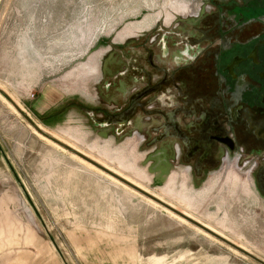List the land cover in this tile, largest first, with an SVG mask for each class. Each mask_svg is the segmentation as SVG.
Listing matches in <instances>:
<instances>
[{"label": "rangeland", "instance_id": "374dc122", "mask_svg": "<svg viewBox=\"0 0 264 264\" xmlns=\"http://www.w3.org/2000/svg\"><path fill=\"white\" fill-rule=\"evenodd\" d=\"M219 1L0 0V88L47 133L264 259V200L235 158L192 188L184 170L155 172L137 132L116 140L78 110L48 118L71 97L126 96L131 76L107 82L141 35L189 20L196 43ZM0 264L260 263L41 135L0 93Z\"/></svg>", "mask_w": 264, "mask_h": 264}, {"label": "flooded vegetation", "instance_id": "af4514ba", "mask_svg": "<svg viewBox=\"0 0 264 264\" xmlns=\"http://www.w3.org/2000/svg\"><path fill=\"white\" fill-rule=\"evenodd\" d=\"M213 9L196 43L189 20L143 33L134 62L128 51L123 69L109 74L114 90L119 76L133 78L123 80L126 96L71 97L49 120L78 110L109 122L116 140L137 132L139 147L159 152L155 172L184 170L192 188L235 158L264 200V0H224Z\"/></svg>", "mask_w": 264, "mask_h": 264}, {"label": "water", "instance_id": "95a60500", "mask_svg": "<svg viewBox=\"0 0 264 264\" xmlns=\"http://www.w3.org/2000/svg\"><path fill=\"white\" fill-rule=\"evenodd\" d=\"M0 93L3 94L6 99L15 106L16 110L26 119L29 121V123L32 125V127L40 134L45 135L47 138H49L50 140H52L54 143H56L57 145H60L61 147H63L64 149L68 150L69 152H71L72 154L74 153L75 155L79 156L80 158H82L84 161L90 162L91 164H93L95 167H97L98 169H100L102 172L104 171L105 173H107L108 175H111L113 178H115L117 181L119 180L121 183L125 184L127 187L136 190L137 192H139L141 195H143L144 197H146L147 199L152 200L154 203H157L159 206L171 211L172 213H174L177 216L182 217L183 219H185L187 222H189L191 225L198 227L200 230L206 232L207 234H210L211 236L215 237L216 239H218L219 241H221L224 244L229 245L230 247H232L233 249H235L236 251H238L239 253L241 252L242 254L246 255L247 257H249L250 259H253L254 261L256 260L258 263L260 264H264V259L261 258L260 256H258L257 254L252 253L251 251H249L248 249H246L245 247L236 244L235 242H233L231 239H229L228 237H226L225 235H222L220 233H218L217 231H214L213 229H211L210 227H207L203 222H201L200 220L196 219L195 217H190L188 216L185 212H183L182 210H178L175 206H173L171 203H168L166 200H162L159 197H157L155 194H153L151 191L142 188L141 186L137 185L134 182H131L129 179H127L125 176L120 175L119 173L117 174L116 172L112 171L110 168H108L105 165H102L101 163H99L98 161H95L94 159L90 158L89 156L87 157L85 154H83L81 151H79L77 148L75 147H71L68 144L64 143L63 141H61L60 139H56L55 137H53L52 135H50L49 133L45 132L43 129H41L31 118H29L28 116H26V114H24V112L22 111V109L18 106V104H16L13 99H11V97H9V95L6 93L5 90H2L0 88Z\"/></svg>", "mask_w": 264, "mask_h": 264}, {"label": "bare ground", "instance_id": "6f19581e", "mask_svg": "<svg viewBox=\"0 0 264 264\" xmlns=\"http://www.w3.org/2000/svg\"><path fill=\"white\" fill-rule=\"evenodd\" d=\"M2 90H4V89H2ZM10 97V96H9ZM12 99V98H11ZM14 101V100H13ZM16 104H17V102L16 101H14ZM18 106L20 107V105L18 104ZM21 108V107H20ZM40 127V126H39ZM41 128V127H40ZM41 129H43V128H41ZM44 130V129H43ZM45 131V130H44ZM46 132V131H45ZM50 134V133H49ZM42 135V134H41ZM50 135H52V134H50ZM53 137H55L54 135H52ZM56 139H60V138H57V137H55ZM61 140V139H60ZM61 141H63V140H61ZM64 143H66L65 141H63ZM66 144H68V143H66ZM69 145V144H68ZM69 146H71V145H69ZM72 147V146H71ZM73 147H75V146H73ZM76 148V147H75ZM78 149V148H77ZM79 151H81L80 149H78ZM82 152V151H81ZM83 154H85L84 152H82ZM86 155V154H85ZM87 157L89 156V155H86ZM90 158H92L91 156H89ZM92 159H94V158H92ZM95 160V159H94ZM95 161H97V160H95ZM99 162V161H98ZM100 163V162H99ZM102 164V163H101ZM102 165H105V164H102ZM106 166V165H105ZM108 167V166H107ZM109 168V167H108ZM111 169V168H110ZM112 170V169H111ZM113 171V170H112ZM115 172V171H114ZM118 174V173H117ZM121 175V174H120ZM128 179V178H127ZM131 181V180H130ZM132 182V181H131ZM134 182V181H133ZM135 183V182H134ZM137 184V183H136ZM138 185V184H137ZM140 186V185H139ZM153 193V192H152ZM154 194V193H153ZM157 196V195H156ZM158 197V196H157ZM160 198V197H159ZM161 199V198H160ZM163 200V199H162ZM174 206V205H173ZM176 207V206H175ZM178 209V208H177ZM180 209V208H179ZM178 209V210H179ZM181 210V209H180ZM187 214V213H186ZM188 215V214H187ZM188 216H190V215H188ZM179 217V216H178ZM191 217V216H190ZM194 218V217H193ZM196 218V217H195ZM197 219V218H196ZM199 220V219H198ZM205 224V223H204ZM206 225V224H205ZM207 226V225H206ZM208 227V226H207ZM210 227V226H209ZM211 228V227H210ZM211 229H213V228H211ZM214 230V229H213ZM215 231V230H214ZM218 232V231H217ZM219 233V232H218ZM221 234V233H220ZM226 236V235H225ZM227 237V236H226ZM229 238V237H228ZM240 245V244H239ZM242 246V245H241Z\"/></svg>", "mask_w": 264, "mask_h": 264}]
</instances>
